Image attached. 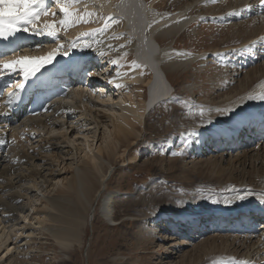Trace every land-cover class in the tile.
Segmentation results:
<instances>
[{
	"label": "bare ground",
	"instance_id": "obj_1",
	"mask_svg": "<svg viewBox=\"0 0 264 264\" xmlns=\"http://www.w3.org/2000/svg\"><path fill=\"white\" fill-rule=\"evenodd\" d=\"M108 1L110 5L104 9H98V5L91 2L64 1L73 22L61 25L59 21L65 14L60 6L54 4L52 7L50 2L48 7V0H45V4L39 7H46L50 14L47 17L42 15L40 19L43 23L55 21V26L60 29L58 36L0 56V62H3L31 56L33 52L43 53L41 50L46 46L61 43L68 48L71 42H77L75 49L80 53V62H85L84 71L74 77L69 76L74 67L67 69L59 79L63 86H67V93L62 94L56 89L40 114L29 115L27 105H22L16 113L11 110L10 100H0V255L7 251L4 261V256H0V264H21L22 251L26 253L32 248L30 242L36 235L52 236L64 251L75 245H84V227L88 223L89 211L93 222L96 202L101 198L100 212L108 221L123 222L126 218H133L135 225L142 220L160 222L153 228L142 226L139 232L141 245L152 242L149 237L157 226L165 227L158 230L164 231L171 240H177L182 233L184 237L186 234L196 240L193 243L198 244L193 246L191 243L193 248L178 264H240L241 261L264 264V151L258 150L254 158H250L247 151L239 155L237 162L244 166L242 170L235 162H231L228 169L223 164L227 158L223 147L228 146L227 152L231 154V149L237 151L246 146L245 135L261 134L264 139V100L259 98L264 95V68L253 67L262 58L257 57L242 66L230 61L238 56L234 48L239 45L247 52L253 50L254 54L264 52V48H258L260 44L257 45L256 39L264 33V15L260 16L262 21L259 23L255 19L242 20L227 23L221 29L230 30L229 35L218 43L219 49L211 52L229 60L224 68L220 67L221 70H231L216 77L218 83L223 82L217 92H212L215 97L198 104V98L189 97L187 91L182 92L177 98L189 99L187 105L172 103L165 115L169 124L156 125L153 130L148 122L150 113L147 112L145 87L149 86L150 92L154 93H170L171 87L176 85L171 72L186 71L201 56L194 54L193 48H180L177 44L179 35L194 21L185 9L188 0L169 1L164 12H156L157 8L153 6L158 0H144L147 5L139 0L144 7L142 19L134 15L136 11L132 2V9L127 8L125 12L123 8L128 1L118 2L120 7L117 10L113 6L118 0ZM213 1L214 14L229 11V15H234L231 9L236 8L235 11L240 13L242 6L258 4L260 0ZM262 7H253V13H264ZM115 11L123 14L125 20L115 17ZM76 17L80 20L77 21ZM108 17L112 19L109 21ZM224 17H221L223 22L229 16ZM235 19H240L239 15ZM164 37L168 39L165 47L162 46ZM261 39L264 41V37ZM136 41L139 44L137 56L141 62L148 63L152 71L139 62L128 68L133 62ZM99 63L101 73L97 71ZM91 66L90 74L83 75ZM250 66L257 70L248 71ZM244 72L246 77L239 81ZM7 73L0 71V75ZM151 74H155V78ZM91 76L96 79H90ZM96 90L109 94L102 97ZM193 92L196 94L197 91ZM198 95L201 94L197 92ZM18 103L19 100L15 106ZM188 104L198 108L191 110ZM78 117H82L84 126H90L88 133L79 130L78 125L69 131L62 122L66 119L73 124V119ZM228 122L232 123L231 129ZM142 128L155 131L160 145L165 142L172 147L188 144L192 149L190 153H194L193 159L207 155V149L216 142L217 146H213L216 156L190 168L200 174H206L205 168L213 170L207 180L215 183L214 188L211 186L208 191H194L192 188L187 194L191 200L182 196L184 200L179 203L172 199L165 202L163 198L167 196L159 193L154 203L146 197L138 205H126L123 210V205L117 209L119 195L114 191L100 198L114 172L113 160L120 148L137 140ZM192 132L197 135H190ZM6 149L8 153L4 154ZM129 159L134 162L140 159L139 148ZM176 198L182 199L180 196ZM255 226L262 228L259 233L246 231ZM22 241L23 246L19 244ZM187 245L185 242L183 246ZM181 252L182 247L177 249L175 246L172 253Z\"/></svg>",
	"mask_w": 264,
	"mask_h": 264
},
{
	"label": "rangeland",
	"instance_id": "obj_2",
	"mask_svg": "<svg viewBox=\"0 0 264 264\" xmlns=\"http://www.w3.org/2000/svg\"><path fill=\"white\" fill-rule=\"evenodd\" d=\"M158 1V9L156 12H164V6L169 3V1H171V3L175 2L174 0ZM214 5L215 2L213 0H188L185 9L188 10V13L191 14L195 21L194 24L188 27L183 34L179 35L177 38V44H180V48L191 47L194 49V54L196 53L201 56H199V58L195 60V64L186 71L171 72L173 73L172 76L176 82L174 87L178 95L187 91L189 97L198 98V104L207 102L208 98L215 97V94H212V92H217V89L221 88V83L223 82L218 83L219 81L216 77H221V72L225 70H231H221L220 67L224 68V65L229 64V60L226 58L223 59V55L216 57L211 52V50L219 49L218 43H221L222 40L229 35L228 31L230 30L221 29L226 26L227 23H239L242 20L253 21L255 19L254 21L259 23L262 21V19H259L260 16L264 15L263 11H260L259 14L253 13V7L263 6L262 9H264V5H261L260 1L258 4L254 3L250 6H242V11H240V13L235 11L236 8L231 9V11H234V13L232 12L234 15H229V11L224 12L222 15L214 14ZM238 15L240 19H235ZM223 16H225L224 18L229 16L227 17V21L226 19H224V22L221 21V17ZM257 37V45L260 44L258 48L260 47V49H263L264 41H262L261 38L264 37V33H260ZM167 40V37L162 38V46L166 44ZM234 51L235 53H238V56H236V58L232 57V60L230 61H233L235 64H240L242 66L244 63H247V61L249 62L252 59L255 60L257 57L259 58L261 56L262 60L258 61L253 67H258V70L264 68V52L262 53L259 51V53L257 52L255 54L253 53V50L247 52L241 45L235 47ZM239 58L242 59L239 60ZM135 64L136 62L133 61L128 65V68L134 67ZM253 67L250 66L247 70L254 69L252 72H255L257 68ZM246 75L245 72L242 73L239 81L244 79ZM239 83L240 82H238V84ZM137 90L138 89H136V91ZM195 90L201 95L196 96L197 92L196 94L193 92ZM204 95L206 97H204ZM138 99L141 101L140 98ZM188 101L189 99L186 97L182 96L181 98H177V96H175L169 98L165 104H158V107L153 108V110L149 112L150 116L148 122L150 127L153 126L152 129L154 130L159 124L162 126L169 124V122L165 120V115L172 107V103L180 102L187 105ZM188 105L191 110H196L198 108L191 104ZM164 110L166 111L164 112ZM62 122L69 131L75 126L77 127V125L79 130L83 133H88L87 129H90V126H84L85 124L83 123L84 121H82V117L73 119V124L66 122V119L62 120ZM220 123H222V121ZM153 130L150 131L149 129L142 128L137 140L121 147L118 156L113 160L114 172L109 178L107 182L108 185L100 198L109 191H114L119 195V204L117 203L116 205L117 209L122 205L124 206H122V210L129 204L132 205L135 203L138 205L139 202L146 199V197L150 199V202L154 203L156 202L155 198H157L156 194L159 193H162V195L165 193L164 195L168 197L163 198L166 199L165 202L170 199L174 201L176 200L175 202L177 203L184 199L190 201L191 199L187 194L192 188L194 191H208L211 190V186H213L212 188L215 186V183L213 184L207 180L209 174H213L212 169V171H210V169L205 168L204 171L206 174H200V172H192L190 168H193L196 163L198 165L205 160L215 157L217 153L214 152L215 147L212 146H217L215 145L216 142H213L215 144L207 149V155L198 158L194 157L193 159L194 153H190L192 149H190V146L188 147V144L183 147H172L169 146L168 142L160 145V138L158 135L156 136V133ZM149 135L151 137L150 139ZM78 136L83 137V135L80 134H78ZM243 140L245 141L246 146H243L242 149H238L237 146V151L231 149V154L228 153V146L223 147V149L226 150L225 156L227 157L223 164L227 169L231 166V162H235L238 167H240V170H242L244 166H240L237 159L238 156L245 153V151L249 152L250 158H254L258 150L263 153L264 144L261 143L264 139L261 134L253 135L252 137L245 135L243 136ZM95 143H97V138L93 147L96 145ZM100 143L101 142H98V145H100ZM261 147H263V149H261ZM138 148L140 159L134 162L129 158ZM221 149L222 148L218 149V151ZM7 153L8 150L6 149L4 154ZM237 178L239 179V176ZM183 191H185V193ZM176 196H180L181 198L182 196L185 197L184 199H179L176 198ZM142 197L143 199H141ZM101 199H98L96 202V217L93 222L90 221L91 213L89 211L88 223L84 227L86 230L84 238L86 245H75L64 251L62 250L61 244H59L52 236L47 234L36 235L34 237L35 239L30 242L32 248H29L26 253L25 251H22L21 264H178L179 261L183 260L186 253H189L193 246L198 244V242L193 243L196 240L188 238L186 234L184 237V233L181 234V237L177 240H171V237L169 238L168 235L166 236L164 231L160 232V230H158L165 227L157 226L156 231L159 232L157 233L155 231L154 234L149 237L152 242L148 245H141L142 241H140L141 238L139 237V232L140 229L143 228L142 226L145 225L149 228H153L156 224L160 225V222L156 223V219L155 221L142 220L135 225V223L133 224V218H126L123 222L108 221L100 212V205L102 203ZM201 224L202 223L199 225L202 226ZM253 228H250L249 231L253 230L259 233L262 229L260 226H255ZM246 231L249 232L248 230ZM158 237L163 238L164 240H161ZM185 242H188L187 246H183ZM23 243L24 241L19 244L21 245ZM191 243H193V246ZM175 246L177 249L182 247V252L177 254L172 253L175 252ZM6 253L7 251L1 254L2 256L0 255L1 257L4 256L2 259L3 261L6 258ZM113 259H115V261Z\"/></svg>",
	"mask_w": 264,
	"mask_h": 264
},
{
	"label": "snow or ice",
	"instance_id": "obj_3",
	"mask_svg": "<svg viewBox=\"0 0 264 264\" xmlns=\"http://www.w3.org/2000/svg\"><path fill=\"white\" fill-rule=\"evenodd\" d=\"M54 2L60 6L61 12L65 14V17L59 23L67 25L73 22L69 16V8L65 6V3L62 0H54ZM260 3L264 5V0H260ZM43 4H45V0H0V40L9 41L10 38L16 37L21 32H31L56 38L60 29L55 26V21L45 22L43 27H38L36 24V21L40 20L41 15L47 17L50 14L46 7H39ZM51 14L56 15V13ZM111 19L112 17H108L109 21ZM76 20L79 21L80 17H76ZM84 35L88 34L85 33ZM78 39H82V37ZM87 46L91 47V45ZM62 47L64 46L58 45L56 49L44 56H19L13 60L0 62V71L9 73L19 71L22 72L25 79L35 76L40 69L53 63L57 56H67L69 54L68 51L61 52L59 49ZM68 47L75 49L77 42H71ZM112 63H115V61H112ZM18 87L23 88V84L18 85ZM17 98H19L18 95ZM259 98L264 100V95ZM189 134L197 135L196 132ZM240 264H246V262L241 261Z\"/></svg>",
	"mask_w": 264,
	"mask_h": 264
}]
</instances>
